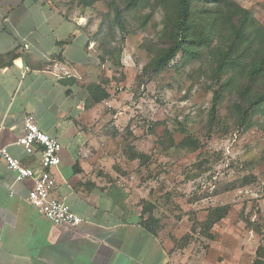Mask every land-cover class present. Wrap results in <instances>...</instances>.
Here are the masks:
<instances>
[{"label": "rangeland", "instance_id": "1", "mask_svg": "<svg viewBox=\"0 0 264 264\" xmlns=\"http://www.w3.org/2000/svg\"><path fill=\"white\" fill-rule=\"evenodd\" d=\"M43 1L83 19L94 42L97 63L85 86L106 98L87 101L93 113L85 130L105 151L109 173L137 189L143 222L153 219L187 264H264V109L242 125L234 105L246 82L222 89L227 77L215 78L208 52L189 60L181 53L160 73L150 69L168 47L171 0H141L127 11L124 34L111 0ZM231 1L264 27V0ZM43 31L29 40L47 37ZM223 207L226 217L215 222Z\"/></svg>", "mask_w": 264, "mask_h": 264}, {"label": "crops", "instance_id": "2", "mask_svg": "<svg viewBox=\"0 0 264 264\" xmlns=\"http://www.w3.org/2000/svg\"><path fill=\"white\" fill-rule=\"evenodd\" d=\"M39 28L47 37L29 40ZM93 48L83 23L43 0H0V147L42 174L43 148L28 154L16 144L34 116L62 146L53 197L84 221H49L28 202L32 182L17 181L1 165L0 264H187L171 239L143 224L137 189L109 173L105 151L85 130L93 113L84 78L97 63Z\"/></svg>", "mask_w": 264, "mask_h": 264}, {"label": "trees", "instance_id": "3", "mask_svg": "<svg viewBox=\"0 0 264 264\" xmlns=\"http://www.w3.org/2000/svg\"><path fill=\"white\" fill-rule=\"evenodd\" d=\"M140 1L127 0L124 8H118L117 0H111L112 6H115L116 23L123 34L126 33L127 11L137 7ZM203 1L204 7L199 9L198 0H171L174 19L165 29L168 47L149 67L154 73H160L181 53L185 60H189L199 59L208 52L212 56L215 78L221 80L227 77L221 85L222 89L235 87L239 80L246 82L238 88L240 101L234 108L242 125H247L256 111L264 109V89L256 87L264 82V27L249 10L231 0ZM87 88V101L92 98L95 104L106 98L96 96L99 88L92 85ZM215 101H218V94ZM221 211L215 222L226 217L228 208L223 207ZM143 224L154 230L156 222L152 219Z\"/></svg>", "mask_w": 264, "mask_h": 264}, {"label": "built area", "instance_id": "4", "mask_svg": "<svg viewBox=\"0 0 264 264\" xmlns=\"http://www.w3.org/2000/svg\"><path fill=\"white\" fill-rule=\"evenodd\" d=\"M25 47L27 48V46ZM26 70H29V68ZM24 128L25 133L16 144L21 146L28 154H33L36 146L43 148L40 160L42 174L37 175L32 168L24 166L18 158L11 155L7 147H0V166L5 165L9 171L14 172L17 181L32 182L28 202L49 221L56 225L81 226L84 222L82 218L75 214L64 200L53 197L57 182L52 170L61 164V144L58 140L43 132L32 115L26 118ZM1 181L2 176L0 174V183Z\"/></svg>", "mask_w": 264, "mask_h": 264}, {"label": "bare ground", "instance_id": "5", "mask_svg": "<svg viewBox=\"0 0 264 264\" xmlns=\"http://www.w3.org/2000/svg\"><path fill=\"white\" fill-rule=\"evenodd\" d=\"M81 22L84 23V20L82 19Z\"/></svg>", "mask_w": 264, "mask_h": 264}]
</instances>
